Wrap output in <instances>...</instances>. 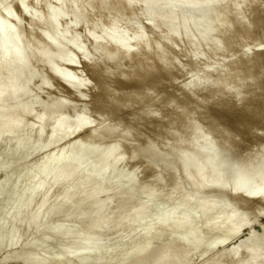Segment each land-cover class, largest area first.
Here are the masks:
<instances>
[{"label":"bare ground","instance_id":"6f19581e","mask_svg":"<svg viewBox=\"0 0 264 264\" xmlns=\"http://www.w3.org/2000/svg\"><path fill=\"white\" fill-rule=\"evenodd\" d=\"M7 1L9 0H1L0 4V142L9 140V143L7 140L5 143H8L7 146L11 144L12 147L6 150L7 156L17 160V158L41 151L74 135H81L92 127L91 121L93 120L90 117L94 116H92L93 113L91 115H81L80 113L73 119L77 123L76 126L67 137H62L69 120L64 117L66 111L64 113L63 110L74 105L71 104L72 101H75L74 99L70 103L65 98L58 99L55 104L60 109L57 114H60L57 116L62 113L64 116L54 118L53 122L50 120L54 116L48 111L56 109H53L56 105L53 106L52 99H50L52 102H46L47 107L41 106L42 103L44 105V102L37 103L49 113L44 109L46 113L39 116L38 123L40 125L35 130L34 136L32 127H29V124V126L26 125L27 122L25 123L26 116L33 112L32 108L30 109L26 104L27 107L22 106V108L18 105L17 107L20 109H15L16 106H13L14 108H10L9 105L5 106L9 101H12L9 103L10 105H14V102L17 104V101L19 102L22 97L28 95L32 83L37 79L39 80V90L37 91L50 88L51 81L57 80L72 88L81 101L89 97L93 98L90 108L95 112H101L104 119H108L110 113L112 114L116 110L124 111L126 108H135L139 104L143 106L141 103L144 104L147 101L153 103L152 105L157 104V106L158 103H165L163 104L166 106L165 109H176L179 113L175 115L177 118L180 117L174 118L169 124L165 121L167 124L164 130V132L166 131L164 139L169 141L161 137L159 139L162 141L159 140V142H168L166 149L169 147L168 152L177 154V160L185 171L191 168L196 169L195 178L192 179V176L188 178L196 181L211 176L213 181L204 188L208 196H213L212 192L217 191V193L221 192L226 195L225 197L233 200L244 198V203L245 200L247 202L257 200L264 206V134L262 135L264 131L259 132L262 127L264 128V46L261 43H257L255 46V43L251 42L253 49H256L252 50L253 52H249L250 48L248 51L245 50L251 45L249 44L250 40L255 36L256 31H260L262 39L264 38V0H83L84 3L82 0H15L16 6L13 4L14 7L19 8L22 15L29 16L35 24L32 32L26 35L20 34V30L18 31L21 27H18L19 20L15 16V8L6 6ZM30 3H35L34 5L39 7V10L37 9L38 11L34 14L29 10ZM65 8H70L71 13L65 15ZM138 8H141V12L138 11ZM219 9L221 13L217 15ZM98 12L100 13L98 14ZM201 13H204L203 17L200 16ZM198 14L200 19H198ZM259 14L262 15L259 16ZM69 17L72 21L70 23L66 21L65 24L71 25L72 30L81 28L89 31L86 34L85 30L83 35L87 38V42L92 43L93 46L91 44L89 46L91 45L90 47L93 49L90 48L89 51V46L79 41L84 38L81 31L77 35H71L70 40L65 38L66 31L60 21ZM105 18H111L110 24L103 26L104 29L98 31L97 29L100 27L103 28L102 24L104 25ZM144 18L149 21L148 25L143 24L135 27L134 24ZM43 21L48 22L49 26L42 24ZM159 25H164L165 28L161 29L163 26ZM238 28H240L239 31ZM235 30L237 33L239 32V35H236ZM129 33H131L130 36H128ZM212 36L214 40L212 43L209 42L211 45H205L204 42ZM237 36H239V41H236V45L234 41ZM259 38L261 36H257V40ZM190 42L195 44L193 48L186 47L188 50L185 48L186 50L182 51L174 49L178 45ZM189 48L192 49L189 50ZM73 51L76 52V55L79 54L80 59V55H83L86 70L88 68L93 78L96 77L100 80L102 76L108 75L109 81L113 82L112 79H114L120 90L114 91L117 88L112 89L113 87L108 86V83H105L106 76L104 82L103 80L102 82L97 81L93 86L85 82L86 80L82 78L84 75L80 76L83 72L79 75L76 71L77 67L71 66H75L78 62V59L74 58ZM72 54L74 55L72 56ZM220 55L227 57L228 62L225 60L226 58L223 59L225 63L227 62L226 64L218 65L217 63V66L213 61H210V64H205L207 57L211 59L212 56L214 58ZM183 59H186V62ZM100 62L103 66L101 69L99 68L101 67L99 66ZM199 63L202 65L197 66ZM65 65H69L72 70L64 69ZM124 65L128 68L122 71ZM40 67L45 69L42 76L37 74V69ZM119 67L122 72L115 71ZM182 77H186V82L182 81L183 84L179 85L181 84L180 78L184 79ZM131 85L138 88V90L136 88L137 92L133 97L127 89ZM180 87L182 88L180 89ZM136 90L132 92L134 93ZM158 91H161V94ZM175 97L179 99L177 101L180 103L173 101ZM181 101L184 103L190 101L194 106H203L201 107L203 109L204 106L206 108L217 106L221 112H230L235 116L234 118L238 116V119H241L240 116L243 115L245 119L242 118L243 121L240 124L236 122V129L230 128L231 131L229 129L228 132L225 128L232 125L227 127L225 123L223 128L220 126L219 120L218 124L213 122L215 117L213 119L211 115L210 118L213 119L214 124L211 123V127L207 126L208 130L211 129L207 131L205 126L202 127L203 124L201 126L198 125L199 123L196 124L200 120L197 117L196 123H193L196 119L194 111L187 110V107V111L178 108V105L182 107ZM184 103L182 105L185 108L188 103ZM49 104L53 107L49 108L51 107ZM190 108L193 109V105L192 107L190 105ZM181 109L182 111H179ZM151 110V113L146 110L149 117L151 119L158 118L159 114ZM159 110L162 114V109ZM61 111L63 112L61 113ZM197 111L199 112L198 107ZM103 118L102 121H104ZM143 118L148 117L144 116ZM157 118L155 120L158 122L159 118L158 120ZM155 120L153 119V121ZM148 122L151 121L148 120ZM161 122L160 124H162ZM49 123H51V130L47 137H44ZM157 124L159 125V123ZM119 126L111 127L110 125L111 128L106 127L107 130L104 128L106 131L102 129L105 134L101 136L98 133H101L102 130L95 129L97 132L91 130L89 137L84 135L77 137L60 153L49 155L34 170L27 173L21 192L14 198V204H10L8 210L0 217V247L7 233H9L11 244H16L15 237L22 225L40 226L43 219L56 214L67 216L65 222L56 227L57 234L64 235L69 239L76 238L77 241L66 245L54 257L42 260V263H37L40 259H38L39 252L38 255L25 257L29 249L23 250L21 253L25 252V254L22 259L24 258L23 262L26 264H49L53 261L55 264H66L67 261L75 264L84 261L83 264H89L93 259L104 261L101 264H124L126 261L129 264H140L145 261L144 255L149 247L156 243L167 242H171L170 247L158 251L149 264H184L188 255L202 246L203 239L198 234L200 229L196 222L187 220L188 216L195 215V218L199 220L208 211L216 213L220 208H230V205H224L222 201L216 202V200L207 197L205 198L207 200H202L195 209H189L187 205L195 201L198 194L197 191H192L186 194V197L174 208L168 211L164 210L163 208L171 202L174 191L177 190L175 180L178 179H174L175 176L169 168L164 169L165 165L167 167L171 165L172 162H168L167 158L171 159L172 155L165 154L161 159V156L157 158L158 151L161 149L158 146L160 144H157L158 141L152 143L145 141V144L139 143L140 146L137 144L136 146H139L137 148H132V146L121 148L118 145L119 141L116 140L117 143L115 142L113 145L111 143L109 145V142L107 144V140H110L109 136L122 134L118 133L123 130V128L120 130ZM255 132L261 134L256 136L257 142L253 140L254 143L248 144L249 147L245 144L248 148L246 147L245 150L244 145L245 151L239 158V151L243 149L241 140L251 135L253 137L256 135ZM125 134H127V130ZM132 134L133 132H129L128 138ZM132 136L134 137V135ZM239 136H242L241 140ZM243 137L245 138L243 139ZM119 138L118 140H120ZM122 140L128 141L125 138ZM72 145H76L75 150H70ZM242 152L243 150L241 154ZM143 158L145 161L140 163L142 166L138 165V169L141 167V173L146 174L145 177L149 179L148 185L145 186L138 183L140 173L126 174L124 172V166L128 167L130 164L140 162L139 160ZM147 159L150 161L146 162ZM170 159L169 161H171ZM68 164L73 168L66 175H61L60 168ZM117 171L122 172L117 173ZM17 173L15 172L14 175ZM102 177H107L105 184L99 183ZM170 182L174 183L175 187L168 192L167 185ZM5 188V182L1 183L0 195ZM53 188L59 190L56 196L51 194ZM159 195L162 196L158 201L156 212H150L149 204L153 200H158ZM219 195L221 194L219 193ZM36 196H40L37 210L28 216L26 214V216L20 217L23 210H29ZM112 202H115L114 207H111ZM102 207L108 209L107 213L103 215L99 212ZM132 209L134 210L132 211ZM262 210L264 211V209L256 211L255 218L258 219L264 214ZM238 215L240 213L237 209H231V212L223 218L204 219L203 225L207 229H218L224 232L214 241L212 248L229 241L228 235L236 236L244 230L245 224L233 225V221ZM12 219L14 222L10 225ZM145 221L148 223L143 226ZM73 222L80 223V230L77 231L72 227ZM248 222L250 223L249 220ZM111 230L121 233V238L132 236L146 242L140 245L129 244L126 247L127 250H124L121 241L113 244L104 242L105 233ZM26 231L28 230L26 229ZM149 236L150 238H148ZM113 253L117 257L108 258ZM204 253L207 252L204 250ZM249 253L252 256L247 262L244 257ZM263 254L264 231L262 237L254 243L248 246L240 245L233 253L226 257H217L209 264H225V262L227 264H264ZM18 255L20 254L18 253Z\"/></svg>","mask_w":264,"mask_h":264},{"label":"rangeland","instance_id":"374dc122","mask_svg":"<svg viewBox=\"0 0 264 264\" xmlns=\"http://www.w3.org/2000/svg\"><path fill=\"white\" fill-rule=\"evenodd\" d=\"M171 1H173V0H171ZM248 1H250V0H248ZM14 2H15V0H9V1H7V4H6V6H12V8L14 7V5L16 6V4H14ZM81 2V1H80ZM82 2H83V0H82ZM81 2V4H83ZM10 3V4H9ZM0 4H1V0H0ZM14 4V5H13ZM32 4V5H31ZM35 3H30V11H31V13H35V12H37L38 10H39V7L37 6V5H34ZM85 5V4H84ZM84 5H82V6H84ZM15 8V16H16V18H17V20H19V26L18 27H21V28H19L18 29V31L20 30V34H24V35H26L27 33L29 34L30 32H32V30H33V27H35V24L33 23V21H32V19H30V17L28 16V17H26V15H22V12L20 11V10H18V9H16V7H14ZM13 8V9H14ZM38 9V10H37ZM139 10V12H141V8H138ZM17 12V13H16ZM71 13V9L70 8H65L64 9V14L65 15H68V14H70ZM100 12H98V14H99ZM221 13V10L219 9L218 11H217V15L218 14H220ZM97 14V13H96ZM200 14V13H199ZM199 14L197 15L199 18L198 19H200L201 17L200 16H202L203 17V15H204V13H201V15L199 16ZM260 15H262V14H259V16ZM1 16V15H0ZM21 16V17H20ZM25 16V17H24ZM111 18H105L104 20H103V22H105L104 23V25L102 24V27L103 26H106L107 24H110V22H111V20H110ZM146 18H144V19H141V20H139V21H137L134 25H135V27L137 26V27H139L140 25H148V23H149V21H147V19L145 20ZM144 20V21H143ZM68 22V23H70L72 20H71V18L69 17V18H66V20H62V21H60V24H61V26H63V29L66 31V34H65V38L67 39L68 38V40H70V37H71V35H77V34H79L80 33V31L82 32L81 34H82V36L84 37V32H85V30H86V34L89 32L87 29H81V28H77V29H74L73 28V30L71 29L72 27H70L71 25H67V23L65 24V22ZM10 23H11V21H9ZM13 23V22H12ZM146 23V24H145ZM14 24V23H13ZM21 24V25H20ZM30 24V25H29ZM42 24H44V25H48L49 26V23L48 22H45V21H43L42 22ZM138 24V25H137ZM32 25V26H31ZM23 26V27H22ZM159 26H163V28H161V29H164L165 27H164V25H159ZM65 27V28H64ZM132 27H134V26H132ZM26 28V29H25ZM29 28H30V30H29ZM100 29H104V27L103 28H99V29H97L98 31L100 30ZM239 29L240 28H238V31H239ZM24 31V32H23ZM28 31V32H27ZM79 31V32H78ZM162 31V30H161ZM236 31V30H235ZM69 32V33H68ZM72 32H73V34H72ZM236 33H237V31H236ZM257 34V35H256ZM259 34H260V36H261V38H259L258 40H257V36L258 37H260L259 36ZM131 35V33H129L128 34V36H130ZM236 35H239V32L236 34ZM255 36L254 37H256V38H252L251 40H253V41H251L250 40V43L249 44H251L250 46H248L245 50H247L248 51V49L250 48V51L249 52H253L252 50H254V49H256V48H254L253 49V47H252V45L255 43V46H256V44L257 43H261L263 46H264V42H262L263 40H264V38L262 39V33L260 32V31H256V33L254 34ZM238 37L239 36H237V40L235 39V44L237 45V42L239 41L238 40ZM212 38V39H211ZM210 39H208L206 42H204V43H206L205 45H207L208 44V46L209 45H211L210 43H212V41L214 40L213 39V36L211 37ZM215 38V37H214ZM87 38H82L81 40H79L80 42H82V44H87L88 46H89V44H91L92 45V43L91 42H87V40H86ZM261 40V41H260ZM237 41V42H236ZM210 42V43H209ZM253 44H252V43ZM86 45V46H87ZM90 45V46H91ZM181 45V44H180ZM193 45H195L194 43L192 44V42H190L189 44L188 43H183L181 46H177L176 48H174L175 50H177V51H182V50H186L187 48L186 47H192L193 48ZM89 46V51H90V48H92L93 49V47H90ZM93 46V45H92ZM186 48V49H185ZM192 48H189V50L190 49H192ZM252 48V49H251ZM91 49V50H92ZM167 49V48H166ZM165 49V51H168V50H166ZM188 50V49H187ZM171 51H174L173 49H171ZM73 53H74V51H73ZM75 54V57L74 58H77L76 60L78 61L77 62V64L74 66V65H71L72 67H77V69H76V71L78 72V74L79 73H82L83 72V74H79L80 76H82V75H84V76H82V78H84L86 81L85 82H88V83H90L91 84V86H93V85H95L96 84V82L97 81H99V82H102V80H103V82H104V80H105V76H102V78H104V79H102L101 77V81L100 80H98L99 78H93V76L92 75H90V73H89V70H88V68H87V70H86V64L84 63V58H83V55L81 56L80 55V57H81V59L79 58V54H77L76 55V52L74 53ZM74 54H72V56L74 55ZM170 54H171V52H170ZM220 57V58H219ZM208 59H209V57H207ZM210 58H211V56H210ZM215 58H216V61H215ZM219 58V59H218ZM226 58V59H225ZM205 59L206 60V63L205 64H210L212 61L214 62V63H216V65H217V63H218V65H222V64H224L225 63V61L223 60V59H225L226 61H227V57L225 56H222V55H220V56H216V57H214L213 58V56H212V60L211 59ZM214 59V60H213ZM220 59H221V61H220ZM184 60V59H183ZM208 60V61H207ZM185 62H186V59L184 60ZM211 61V62H210ZM217 61H219V62H217ZM222 61H224V62H222ZM203 62V61H202ZM228 62V61H227ZM226 62V63H227ZM225 63V64H226ZM101 64V65H100ZM100 64H99V66H101V67H99L100 69L101 68H103V66H102V63L100 62ZM183 64H186V65H188L187 63H183ZM201 63H199L197 66H199ZM202 65V64H201ZM212 66L214 65V64H211ZM217 65V66H218ZM126 65H124V69L122 68L121 70L122 71H124V70H126L128 67H125ZM116 67V66H115ZM114 67V68H115ZM214 67H216L215 65H214ZM64 69H66V70H69V71H71L72 70V68H70L69 67V65H65L64 67H63ZM41 69V70H40ZM40 69L38 68L37 69V74L39 73L41 76L45 73V69H43L42 67H40ZM43 69V70H42ZM117 70L120 72L121 70H120V67L117 69L116 68V72H117ZM43 73H42V72ZM75 71V70H74ZM121 71V72H122ZM118 72V73H119ZM42 73V74H41ZM85 73V74H84ZM106 81H105V83L107 82L108 83V86H110L112 89H114V88H117V89H115L114 91H116V90H118L119 89V86H116V82H114L115 80L114 79H112V81L114 82H110L109 80V76L107 75L106 76ZM182 78H184V77H182ZM185 79V80H184ZM184 79H181L180 78V82H181V84H179V85H182L183 83H185L186 82V77L184 78ZM38 80V79H37ZM34 81V83H32V87H31V90H30V92H29V94L28 95H26L25 97H22L20 100H19V102H21V103H19L18 101H17V104H16V102H14V105H10L9 103H11L10 101L8 102V103H6L5 104V106H10V108H14L15 106L17 107L18 105H20L21 107L20 108H22V106L24 107H27V106H29V108L31 109L32 108V110H33V112L30 114V115H27L26 116V118H25V123L27 122V124L26 125H28L29 127H32V129L34 130V133H33V136H34V134H35V130H37L38 129V127H39V116H42L43 114H45L46 112H44V109L45 108H42L41 106H44V107H47L46 105H47V103L49 102H52L53 101V106H55L56 104L55 103H57L58 102V99H60V100H63L64 98L66 99V101L67 102H69L70 103V101H72V99H74L75 101L73 102L72 101V103L71 104H74V105H71V107L69 106V108L68 109H65V110H63L64 111V113H65V111H66V113L64 114V115H62L63 113V111H61V115L62 116H64V117H66V118H68L69 120L67 121V124H66V126H65V129H64V132H63V135H62V137H67L69 134H70V132H71V130L73 129V127H75L76 126V121L75 120H73L74 119V117L77 115H79L80 113H81V115L83 114H92V116L93 117H90L89 115H87V116H89L90 117V119L92 118V120L93 121H91V128L89 129V130H86V132H84V133H81V135H74V136H72V137H70L69 139H67V140H62V141H60V142H58L57 144H55V145H53V146H50V147H48V148H45V149H42L41 151H38V152H36V153H32V154H29V155H27V156H24V157H21V158H17V160L15 159V158H13V157H9V156H7L6 155V150H8L9 148H11L12 146H11V144H9L8 146H7V144L9 143L8 141L9 140H7V142L8 143H5L6 142V140H1V142H0V156H1V158H0V184L1 183H4L5 182V186H6V188H5V190L1 193V195H0V217L1 216H3L4 215V213L8 210V208H9V205L10 204H14V198L15 197H17L18 195H19V193L21 192V187H22V184H23V182L26 180V176H27V173L28 172H30V171H32V170H34L46 157H48L49 155H51V154H58V153H60V151L65 147V146H67L68 144H70L72 141H74V140H76V138L77 137H79V136H87V137H89L90 136V133L92 132V131H94L95 129H97V130H102V129H104V128H111V127H113V126H115V125H120L119 126V128H120V130H122V128H123V130H122V132L121 131H118V133L120 132V134L121 135H112V136H118L117 138H112L111 139V137L109 136V138H110V140H107V139H105V140H107V144H108V142H109V145H110V143H111V145H113V144H115V142L117 141H119L118 143V145H119V147H121V148H125V147H129V146H132V148H137V147H139L140 146V144L139 143H141V144H145L146 142L145 141H148L149 143H152V142H157L158 141V143L157 144H160V145H158L159 147H161V149H159V147H158V149L160 150V151H158V153L159 154H157V158H159V156H161L160 157V159L165 155V154H168V155H172V157H171V159H170V157H169V159L171 160V161H169V159L167 158V160H168V162H172L171 163V165L170 166H168L167 167V165H165V167H164V169H167V168H169V170L170 171H172V173H173V175L175 176V178L174 179H178V180H175L176 181V186H177V190H175L174 191V193H173V196H172V198H171V202L168 204V206H166V207H164L163 209L164 210H171L172 208H174V206L175 205H177L181 200H183L185 197H186V194H188V193H190V192H192V191H197L198 192V194H197V197H196V199H195V201H192V202H190L188 205H187V207L189 208V209H195L196 207H197V205L203 200H207V199H205V198H207V197H209L211 200L213 199V200H216V202H223L224 203V205H227V206H229L230 205V208L229 207H225V208H220V210H218L216 213L215 212H213V211H208L207 213H206V215L204 216L203 215V217L201 218V219H199V220H197L196 218H195V215H189L188 216V218H187V220L188 221H192V222H196V224H197V227H198V229H200L199 231H198V234H199V236L203 239V242H202V246L198 249V250H195V251H193V252H191L189 255H188V257H187V259L185 260V263L184 264H209L213 259H216L217 257H226V256H228V254H231V253H233L234 251H236L239 247H240V245H246V246H248V245H250V244H252V243H254L256 240H258V239H260L261 237H262V235H263V231H264V214L260 217H258V219L257 218H255V215H256V211H258V210H260V209H264V206L259 202V201H257V200H250V201H248L247 202V200H245L246 202L244 203V198L242 199V198H237V200H233V199H230L229 197H225L226 195H224L223 193H221V192H218L217 193V191H214V192H212V195L213 196H208V193H207V191L204 189L205 188V186L207 185V184H209V183H211L212 181H213V179H212V177L211 176H206L205 178H203V179H201V180H196V181H192L190 178H188V177H190V176H192V179H194L195 178V175H196V169L194 168H191V169H189L188 171H185L183 168H182V166L180 165V163H179V160H177V154H175V152H168L170 149H169V147H168V149H166L167 147V143L165 142V141H163V142H159V138H161L162 137V139H164V137H166L164 134H165V132H164V130L166 129V124L168 123L169 124V122H171V121H173L174 120V118H176V119H178L177 117H176V115L175 114H177L178 115V113L179 112H177V110L175 109V110H173L172 108H170V109H172V110H170L169 108L167 109H165V105H163V104H165V103H163V104H161V103H158V106H157V104H155V105H152L153 103H151V102H149V101H147V102H144V104L143 103H141L143 106H141L140 104H139V106H135V108L134 107H131V108H126V109H124V111L123 110H116V112L117 111H119V112H112V114L110 113V117L108 118V119H104L102 116V114H100L101 112H99V111H94V110H92L90 107H91V103H92V101H93V98H91V97H89V98H86V100L84 99L83 101H81L80 99H79V96H77L74 92H73V89L72 88H69L67 85H65V84H63V83H61L60 81H55V82H53V81H51V83H50V88H47V89H45V90H42V91H37V90H39L38 89V86H39V80L38 81ZM182 81H184L183 83H182ZM38 82V83H37ZM179 82V83H180ZM113 83V84H112ZM35 84H37V85H35ZM34 85V86H33ZM51 85L53 86L52 88H51ZM133 86H134V88H133ZM109 87V88H110ZM130 88V89H129ZM129 88H127L128 89V92H130V94L132 95V97L134 96V94L137 92V90H138V88L135 86V85H131V87L129 86ZM136 88H137V90H136ZM182 87H180V89H181ZM50 89V90H49ZM112 89H111V91H112ZM126 89V90H127ZM120 90V89H119ZM134 90H136L134 93L132 92V91H134ZM39 92H41V93H39ZM48 92V93H47ZM127 91H126V93H128ZM159 92V91H158ZM161 92V91H160ZM159 92V93H160ZM32 93V94H31ZM37 93V94H36ZM158 93V94H159ZM55 94V95H54ZM129 93H128V95H130ZM161 94V93H160ZM159 94V95H160ZM41 95V96H40ZM77 96L76 97V99H75V97L74 96ZM127 95V96H128ZM28 96V97H27ZM33 97V98H32ZM125 97H126V95H125ZM29 98V99H28ZM34 98H36V99H34ZM77 98H78V100H77ZM127 98V97H126ZM126 98H123L124 100H126ZM129 98H131V96H129ZM50 99H52V101L50 100ZM69 101H68V100ZM128 99V98H127ZM80 100V101H79ZM129 100V99H128ZM176 100V101H175ZM175 100H173L175 103L176 102H178L177 100H179L178 98L176 99V97H175ZM55 101V102H54ZM89 101V102H88ZM29 102V103H28ZM41 102H44V105H43V103H42V105L40 106V105H38L37 103H39V104H41ZM47 102V103H46ZM178 103H180V101L178 102ZM184 102H182L181 101V106L182 107H180L179 105H178V108L180 109V108H183V111L184 110H186L187 108V110H192V111H194V116H195V118L197 117L198 119H200V120H198L197 121V118L196 119H194V121H193V123L195 122L196 123V121H197V123L196 124H198V125H200L201 126V124H203L202 125V127H204L205 126V128L207 127V126H209V127H211V123H212V125L216 122L217 123V121L219 120V124H221L220 126H223L225 123V125L227 126V127H229L230 125H232V126H230L229 128H225V130L226 131H228L229 132V129L231 128V129H233V130H235L236 128L235 127H237L236 125L239 123H241L244 119H245V117L243 116V115H241L240 117H241V119H238V116H236L237 118H234L235 116H233V115H231V113L230 112H221V111H219V108H217V106H215L216 107V109H214L215 107H213V106H208L207 108H208V110H207V108H206V106H204L205 108L203 109V108H201V107H203V106H201V105H197V106H194V104H191L190 103V101H188V102H185L184 104H187V105H185V108H184V105H182ZM189 103H190V105H191V107H192V105H193V109H189V107H190V105H189ZM27 106H26V105ZM28 104H30V105H28ZM3 105V104H2ZM39 107H38V106ZM50 105V104H49ZM14 106V107H13ZM51 106V105H50ZM53 106H51V107H49V108H52ZM150 106V107H149ZM162 106V107H161ZM15 107V109H20L19 107H17L16 108ZM148 107V108H147ZM187 107V108H186ZM197 107H198V109H199V112L197 111ZM36 108V109H35ZM54 108H56L55 110H53V111H51L52 109H50V110H48V111H50V114L51 115H53L51 118H52V120H50V121H52L53 122V120H54V118L56 119L57 117H61V115H59V116H57L58 114H60V113H58L57 114V112H58V110L60 111V109L59 108H57V105H56V107H53V109ZM157 108V109H156ZM162 109L161 110V113L163 114H160V110L159 109ZM201 108V109H200ZM210 108V109H209ZM260 108H262V107H260ZM135 109V110H134ZM152 109V110H151ZM157 110V111H155V110ZM165 109V110H164ZM202 109H203V112H202ZM212 109V110H211ZM46 110V109H45ZM89 110H92V111H90L89 112ZM130 112H129V111ZM146 110H149V111H147V112H149V113H151L150 112V110L153 112H157L158 114H159V116L161 115V117L159 118V116H158V118H159V120H158V118H157V120H158V122L155 120L156 118H150L149 116V114L146 112ZM186 110V111H187ZM47 111V110H46ZM47 111V112H48ZM55 111V112H54ZM121 111H123V112H121ZM165 111V112H164ZM167 111V112H166ZM169 111V112H168ZM175 111V112H174ZM179 111H182V109L181 110H179ZM195 111H196V114H195ZM205 111V112H204ZM211 111V112H210ZM214 111H215V114H213L214 113ZM53 114H52V113ZM85 112V113H84ZM88 112V113H87ZM98 112V113H97ZM146 112V114L148 115H146V114H144ZM173 112V113H172ZM206 112H207V114H206ZM217 112H218V114H217ZM49 113V112H48ZM56 113V114H55ZM165 113V114H164ZM168 113V114H167ZM198 113V114H197ZM203 113V115H200V114H202ZM205 113V114H204ZM210 113V114H209ZM230 113V115H228ZM55 114V115H54ZM117 114V115H116ZM217 114V115H216ZM223 116H222V115ZM200 115V116H199ZM208 115V116H207ZM213 116V119H214V117H215V120L213 121V119L212 118H210V117H212ZM216 115V116H215ZM221 115V116H220ZM45 116V115H44ZM145 116V118L146 117H148V118H146V119H148L149 121H151V122H148V120H146V119H144L143 117ZM166 118H164V117ZM207 116V117H206ZM218 116H220V117H218ZM230 116V117H229ZM233 116V117H232ZM118 119H117V118ZM121 117V118H120ZM131 117V118H130ZM168 117V118H167ZM209 117V118H208ZM219 119H218V118ZM225 117H226V119H225ZM102 118H103V120L104 121H102ZM135 118V119H134ZM137 118V119H136ZM242 118H243V120H242ZM29 120V121H27V120ZM116 119H117V121H116ZM153 119L155 120V121H153ZM163 119H165V120H163ZM169 119H171V120H169ZM175 119V120H176ZM217 119V120H216ZM229 119V120H228ZM235 119H238L239 120V122H238V120H235ZM108 120V121H107ZM203 120V121H202ZM207 120V121H206ZM220 120H221V122H220ZM226 122H225V121ZM228 120V121H227ZM123 121H125V122H123ZM137 121V122H136ZM153 121V122H152ZM161 121H163L164 123H162ZM165 121L167 122L166 124H165ZM214 123H213V122ZM224 121V122H223ZM51 122V123H52ZM93 122V123H92ZM105 122V123H104ZM115 122V123H114ZM129 122V123H128ZM160 122L162 123V124H160ZM237 122V124H235ZM51 123H49L48 125H47V128H46V132H45V135H44V137H47V135L49 134V132H50V130H51ZM131 123V124H130ZM136 123V124H135ZM149 123V124H148ZM157 123H159V125L157 124ZM204 123H208L207 125L206 124H204ZM233 123V124H232ZM95 124V125H94ZM98 124H100V125H98ZM163 124H165V125H163ZM210 124V125H209ZM218 124V123H217ZM228 124V125H227ZM34 125V126H33ZM96 125H98V126H100V127H98V126H96ZM110 125H111V127H110ZM131 125V126H130ZM137 125V126H136ZM152 125H154V126H152ZM127 126V127H126ZM135 126V127H134ZM147 126V127H146ZM168 126V125H167ZM128 127H129V129H128ZM135 129H134V128ZM138 127V128H137ZM154 127H156V128H154ZM209 127L208 128H206L207 129V131H210V130H208L209 129ZM107 128H106V130H107ZM144 130H143V129ZM164 128V129H163ZM223 128H224V126H223ZM132 129H134V130H132ZM136 129H138L139 131L138 132H140V133H138L137 132V130ZM154 129V130H153ZM231 129H230V131H231ZM92 130V131H91ZM105 130V129H104ZM105 130V131H106ZM126 130H127V134H129V132L131 133V132H133V134L132 135H134V137H133V139H131V140H133V141H131L130 140V138H132L131 136H129L130 138H128V136H127V134H125L126 133ZM131 130V131H130ZM136 130V131H135ZM156 130H158V131H156ZM160 130V131H159ZM96 131V130H95ZM105 131H104V133H103V130L102 131H100L101 133H98V134H100L99 136H101L102 134H105ZM135 131V132H134ZM162 131H163V133H162ZM264 131V128L262 127L261 128V131H259V132H263ZM31 132H33V131H31ZM30 132V133H31ZM97 132V131H96ZM99 132V131H98ZM123 132H125V133H123ZM259 132H255L256 133V135H254L253 137H252V135L250 136V137H243V139L244 140H246V141H244V140H241L240 138H242V136L240 137L239 136V139L242 141L241 143H242V147L241 148H243L242 150H243V152H242V154H241V151H239V158H241V156L243 155V153H244V151L249 147V145L248 144H250V145H252V143H254L253 142V140H255V142H257V138H256V136H258L260 133ZM135 133H136V135H135ZM254 133V134H255ZM87 134V135H86ZM142 134V135H141ZM157 134H158V137H157ZM160 134V135H159ZM264 133H262V135H263ZM126 135V136H125ZM239 135H241V134H239ZM261 135V134H260ZM105 136V135H104ZM122 136H124V137H122ZM160 136V137H159ZM103 137V136H102ZM119 137H122V138H119ZM135 137H136V139H135ZM157 137V138H156ZM108 138V137H107ZM108 138V139H109ZM118 138L120 139V140H122L123 138H125L126 140H128V141H130L129 142V144H128V141H120V140H118ZM141 138V139H140ZM116 140V141H115ZM156 140V141H155ZM164 140H167L166 138L164 139ZM248 140V141H247ZM2 141H4V142H2ZM113 141V142H112ZM142 141H144V143H142ZM151 141V142H150ZM160 141H162V140H160ZM167 141H169V140H167ZM116 142V143H117ZM133 142H134V144H133ZM147 142V143H148ZM120 143H122V144H120ZM148 143V144H149ZM6 144V145H5ZM137 144H139V146H136ZM245 144H247L248 145V147H247V145H245ZM258 144V143H257ZM96 145V144H95ZM244 145H245V150H244ZM10 146V147H9ZM63 146V147H62ZM163 146V147H162ZM59 147V148H58ZM247 147V148H246ZM72 149H76V145H72L71 147H70V150H72ZM163 150V151H162ZM167 150V151H166ZM165 152H168V153H165ZM177 153V152H176ZM241 154V155H240ZM175 155H176V157H175ZM12 159V160H11ZM19 159V160H18ZM179 159V158H178ZM238 160V159H237ZM18 161V164H16V162ZM140 162H136L135 164L133 163V164H130V165H128V167L127 166H124V172L126 173V174H128V173H130V172H136L137 174L138 173H140L138 176V183L140 184V185H142L143 184V186H145V185H148V181H149V179L148 178H146L145 176H146V174H143V173H141V171H142V168L140 169H138V167L139 166H142L141 164L145 161V158H143V159H140L139 160ZM147 161H150V159H147L146 160V162ZM178 161V162H177ZM236 161V160H235ZM13 162V163H12ZM137 163H139V164H137ZM141 163V164H140ZM12 164V165H11ZM11 165V166H10ZM24 165H26V166H24ZM136 165V166H135ZM139 165V166H138ZM130 166V167H129ZM20 167V168H19ZM23 167H24V169H23ZM136 167V168H135ZM73 168V166L72 165H70V164H68V165H66V166H62L61 168H60V170H59V172H60V174L61 175H66L67 173H69L70 171H71V169ZM16 169V170H15ZM19 169V170H18ZM22 171H23V173H22ZM15 172L17 173V172H19V173H17L16 175H14L15 174ZM119 172H122V171H119ZM118 171H117V173H119ZM23 174V175H22ZM8 175V176H7ZM181 175V176H180ZM187 175H189V176H187ZM143 176V177H142ZM186 178H185V177ZM80 177H83V176H80ZM194 177V178H193ZM6 178V179H5ZM139 178H140V180H139ZM183 178V179H182ZM148 179V180H147ZM182 179V180H181ZM187 179V180H186ZM15 180H16V182H15ZM142 180V181H141ZM189 180V181H188ZM228 180H229V178H228ZM139 181H141V182H139ZM147 181V182H146ZM182 181V182H181ZM14 182H15V184H14ZM107 182V177L105 178V177H102L100 180H99V183L100 184H105ZM172 182V181H171ZM169 183L168 185H167V190H169L168 192H170V190L171 189H174V187H175V185H174V183ZM9 183V184H8ZM184 184V185H183ZM7 185H8V187H7ZM59 188V187H58ZM20 189V190H19ZM186 190H188V191H186ZM10 191V192H9ZM172 191V190H171ZM185 191V192H184ZM58 192H59V190L58 189H56V188H53V192L51 191V194H52V196H56L57 194H58ZM167 192V193H168ZM219 193L221 194V195H219ZM211 194V193H210ZM179 195V196H178ZM161 196L162 195H159V199L158 200H153V202H151L150 204H149V207H150V212H156V208H157V206H158V204H159V200H161ZM178 196V197H177ZM224 197V198H223ZM180 198V199H179ZM220 201H219V200ZM229 199V200H228ZM232 200V201H231ZM234 201V202H233ZM236 201H238V203H236ZM40 202V196H36L35 198H34V201L32 202V205H31V207L29 208V210L28 211H26V210H23L21 213H20V217L23 215V217L24 216H26V214H27V216L28 215H30V214H32V213H34L36 210H37V208H38V206H39V203ZM113 204H111V207H114V204H115V202H112ZM223 203H221V204H223ZM224 205H222V206H224ZM233 205H234V207H233ZM31 209V210H30ZM223 209V210H222ZM227 209V210H226ZM229 209V210H228ZM231 209L232 210H234V209H237V211L240 213V215H238L237 217H236V219L233 221V225H239V224H245L246 226H245V228H244V230L243 231H241L240 233H238L236 236H227V238L229 239V241H227V242H225V243H222V245H220V246H216V247H214V248H212L213 247V243H214V241L218 238V237H221L223 234H224V232L222 231V230H218V229H213V230H211V229H207L204 225H203V221H204V219L205 220H210V219H212V218H214V217H224V216H226V215H228L230 212H231ZM258 209V210H257ZM134 209H132V211H133ZM249 210H250V212H249ZM107 211H108V209H107V207H102L100 210H99V212L103 215V214H105V213H107ZM263 211V210H262ZM246 212V213H245ZM264 212V211H263ZM244 214V215H242V214ZM226 214V215H225ZM252 214H253V216H252ZM177 215V214H176ZM254 218V219H253ZM67 219V216L65 215V214H56V215H54V216H49L48 218H45V219H43V221H41V223H40V226H32V225H22V227L21 228H19V231H18V233L16 234V237H15V239H16V244H11L12 242L9 240V233H7V235H5V238H4V240H3V243H2V245H1V247H2V249H0V264H26L25 262H23L24 260V258L22 259V257L24 256V254H25V252H23V253H21L23 250L25 251V250H28V252H26V254H25V257L26 256H28L29 257V255L30 256H35V254L36 255H38L39 253H40V255L38 256V261H37V263H42V260L44 261L45 259L46 260H48L50 257H54L55 255H57L60 251H61V249L62 248H64V247H66V245H68V244H70L71 242H75V241H77V239L76 238H72V239H69V238H67L66 236H64V235H59V234H57V229H56V227H58V226H60L61 224H63L64 222H65V220ZM248 220L250 221V223L248 222ZM14 222V219H12L11 220V222H10V225L12 224ZM148 222L147 221H145L144 223H143V226H145L146 224H147ZM73 225V226H72ZM72 225H70V226H72L73 228H75V230H80V227H81V225H80V223H72ZM26 229L28 230V231H26ZM204 231V232H203ZM203 233H205V234H203ZM218 233V234H217ZM42 234V235H41ZM210 235V236H209ZM37 236V237H36ZM120 236V237H119ZM214 236V237H213ZM213 237V238H212ZM148 238H150V236L148 237ZM19 239V240H18ZM210 239V240H209ZM32 240H34L33 242H31ZM103 240H104V242L105 243H107V244H113V243H116V242H118V241H121L122 242V244L124 245V250H127V246L129 245V244H136V245H140V244H142L143 242H146V241H142V240H139V239H137V238H133L132 236H127V237H124V238H121V233H119L117 230H111V231H108V232H106L105 233V235H104V237H103ZM195 241H196V239H194ZM18 242V243H17ZM25 242V243H24ZM47 242V243H46ZM44 243H46V244H44ZM29 244H30V246H29ZM44 245H47V246H44ZM170 245H171V242H167V243H156V244H153L151 247H149L148 249H147V251H146V254L144 255V259H145V261L143 262V263H140V264H149L150 262H151V260H152V258H153V256L158 252V251H160L161 249H163V248H167V247H170ZM205 246V247H204ZM0 247V248H1ZM43 247V248H42ZM42 248V250H40ZM45 248V249H44ZM207 248H209V249H207ZM204 250L207 252V253H204L203 254V252H204ZM208 250V251H207ZM41 251H42V253H41ZM44 251H45V253H44ZM39 252V253H38ZM18 253L20 254V255H18ZM38 253V254H37ZM44 253V254H43ZM202 253V254H201ZM34 254V255H33ZM41 254H43L42 256H41ZM115 254H117V252H115ZM115 254L113 253V255H111V256H109L108 258H110V257H112V259H114V258H116L117 257V255H116V257H115ZM202 256H201V255ZM18 255V256H17ZM22 255V256H21ZM15 256H17L16 258H14ZM41 256V257H40ZM250 256H252V254L251 253H249L248 255H246L245 257H244V260L245 261H249L250 260ZM18 258H20V259H18ZM48 258V259H47ZM99 258V257H98ZM16 259V260H15ZM22 259V260H21ZM263 259H264V254H263ZM96 259H93V260H91V262H89V264H101V263H103L104 261H102V260H97V261H95ZM107 261H108V259H106ZM54 262V261H53ZM53 262H50L49 264H53ZM69 261H67V263L66 264H75V263H68ZM36 263V264H37ZM84 263V261H80L78 264H83ZM35 264V263H34ZM54 264H55V262H54ZM124 264H129L127 261L126 262H124ZM173 264H175V263H173ZM225 264H227V262H225ZM230 264H235V263H230Z\"/></svg>","mask_w":264,"mask_h":264}]
</instances>
